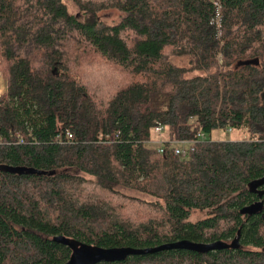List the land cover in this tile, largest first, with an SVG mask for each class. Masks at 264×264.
<instances>
[{
    "label": "trees",
    "instance_id": "obj_1",
    "mask_svg": "<svg viewBox=\"0 0 264 264\" xmlns=\"http://www.w3.org/2000/svg\"><path fill=\"white\" fill-rule=\"evenodd\" d=\"M70 1L79 15L0 0V264H66L57 236L134 249L238 237L100 264H264V187H249L264 176V0ZM106 10L115 23L99 22ZM156 122L164 153L148 144ZM193 211L206 217L189 223Z\"/></svg>",
    "mask_w": 264,
    "mask_h": 264
},
{
    "label": "water",
    "instance_id": "obj_2",
    "mask_svg": "<svg viewBox=\"0 0 264 264\" xmlns=\"http://www.w3.org/2000/svg\"><path fill=\"white\" fill-rule=\"evenodd\" d=\"M250 190L255 192L259 188L264 187V176L260 179L254 180L249 185ZM262 201L254 202L253 204L244 207L240 213L245 215H254L261 211ZM238 237L233 239L229 244L222 241L213 243H194L187 240H182L173 243H166L154 248L134 249L129 247L119 248H102L97 246H90L84 243L70 240L64 236H57L53 238L55 243L66 246L71 250V255L66 264H100L113 263L124 261L129 256L145 255L156 253L164 250H187L204 254L214 250L223 249H237L239 247Z\"/></svg>",
    "mask_w": 264,
    "mask_h": 264
},
{
    "label": "rangeland",
    "instance_id": "obj_3",
    "mask_svg": "<svg viewBox=\"0 0 264 264\" xmlns=\"http://www.w3.org/2000/svg\"><path fill=\"white\" fill-rule=\"evenodd\" d=\"M64 4L66 5V7L68 8L69 13L72 14H80L81 12L79 11V8L70 0H63ZM119 17V13L116 10H106V11H102L98 14V20L99 22L103 23V24H107V25H111L113 23H115L117 21ZM172 62L178 66H184L187 63V59L186 58H173ZM0 90L1 92L4 94L6 91V80L3 76V74L0 71ZM164 139H166V134L163 135ZM244 134L241 133L240 131H233V132H224V133H213L212 134V138L213 139H218V140H229V141H236V140H241L243 138ZM134 196H138V197H142V198H146L149 199L148 197L136 194V193H131ZM206 217L204 212H200V211H193L188 219L187 222L189 223H195L199 220H202Z\"/></svg>",
    "mask_w": 264,
    "mask_h": 264
},
{
    "label": "built area",
    "instance_id": "obj_4",
    "mask_svg": "<svg viewBox=\"0 0 264 264\" xmlns=\"http://www.w3.org/2000/svg\"><path fill=\"white\" fill-rule=\"evenodd\" d=\"M215 5L219 8L218 4ZM3 93L0 90V97ZM166 132V128L159 122H156L154 125V134L157 136L155 139L148 141L149 145L156 146L159 153H164L163 144L165 143L164 134ZM68 139L72 138L70 133L67 134ZM198 141H204L205 138L203 135H198ZM196 140L192 141H177L172 144V149L174 154L180 157H186L190 152L194 150V146L196 144Z\"/></svg>",
    "mask_w": 264,
    "mask_h": 264
}]
</instances>
